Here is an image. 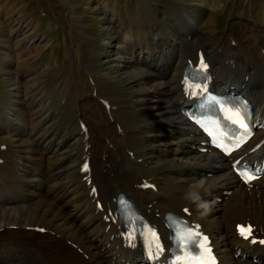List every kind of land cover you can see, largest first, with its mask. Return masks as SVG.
<instances>
[{
  "label": "bare ground",
  "instance_id": "1",
  "mask_svg": "<svg viewBox=\"0 0 264 264\" xmlns=\"http://www.w3.org/2000/svg\"><path fill=\"white\" fill-rule=\"evenodd\" d=\"M170 2L165 3L167 10L156 13L165 21V12L179 6L178 22L186 32L168 41L172 47L189 45L185 59L177 53L165 57L166 36L150 41L147 32L153 30L146 24L152 17L141 19L138 26L133 22L136 32L116 8L106 11L114 35L105 64L113 63L117 73L128 72L135 84L141 82L145 90L140 108L98 79L97 97L85 102L79 85L60 73L61 64L54 65V91L64 98L60 106L65 114V132L55 137L51 113L40 112L50 98L32 100L12 89L18 92L14 106L24 103L25 113L0 108V131L19 142L16 149L11 144L0 147V263L135 264L142 250L128 245L116 212L117 195L125 193L165 238L170 237L165 216L172 211L210 234L222 264H264V244L242 239L236 227L250 222L255 236L264 233V175L244 184L232 163L238 156L257 164L264 160V142L253 149L264 138V24L254 19L231 22L220 44L231 41L255 57L249 63L226 64L232 60L229 53L221 65L216 47L200 32L198 23L207 12L204 2L197 0L195 13L185 11L177 0ZM73 23L84 38V24L77 16ZM85 42L82 57L93 63L98 55ZM199 51L210 61L212 85L248 95L258 124L263 123L239 155L226 157L209 147L208 138L185 115L184 71L196 64ZM86 159L87 171L82 167ZM120 174L123 183L116 184ZM33 218L42 224L30 223Z\"/></svg>",
  "mask_w": 264,
  "mask_h": 264
},
{
  "label": "rangeland",
  "instance_id": "2",
  "mask_svg": "<svg viewBox=\"0 0 264 264\" xmlns=\"http://www.w3.org/2000/svg\"><path fill=\"white\" fill-rule=\"evenodd\" d=\"M177 1L185 6V11L195 13L192 7L197 4V0ZM198 1L204 2L207 7V12L198 23L201 27L200 32L209 43L212 42L216 47L221 65H225V59L229 53H233L231 55L233 63L230 60L226 64H242L254 60L255 56L251 52L241 49L237 45L233 46L231 41L220 43L231 22L254 19L257 24L263 25L264 0H209L212 2L210 4L204 0ZM127 3H129V7L120 6V4L127 6ZM165 3L171 2L170 0H154V2L150 0H0V93H2L0 108L6 109V112L7 109L12 108L25 113L24 103L20 107L14 106L18 92H13L12 89L20 90L22 93L19 95L32 100L38 97L50 98L47 100L48 105H45L40 112L48 110L46 113L48 116L51 113L53 122H55L52 126L58 130L55 132V137L63 134L65 132L63 121L65 114L61 111L60 102L64 98L63 96L57 98L53 83L55 80L54 65L57 64L62 65L60 72L62 75L70 76L72 81L79 85L81 91H78V94L83 101L90 102L92 98L97 97L95 79H98L106 84L111 91L120 94V98L123 97L140 108L142 105L139 104V101H142V92L145 90L141 86V82L135 84L132 75H128V72L119 74L116 72L115 64H105V53L111 45L109 37L114 35L112 32L114 27L106 11L116 8L127 27L136 32L138 31L136 27L141 19L145 21L152 17V22L146 24V27L153 30V32H147L150 41H154V36H166L165 57L169 53L175 55L177 53L180 58L185 59L186 54L190 51L189 45L184 48L182 43H178L172 47V43L168 41V39H174L175 36L182 35L183 37L186 32L181 22H178L180 8L172 5L173 9L169 11V14L165 12L166 19L162 21L156 11L163 8L167 10L168 5ZM211 4L212 10L209 8ZM152 11L155 13L153 16ZM75 16L79 18L80 23L86 26L82 25L84 38L79 36L77 27L74 26ZM133 22H137V26ZM197 29L199 30V27ZM202 35H199L198 38L207 42ZM84 42L93 45L98 55L94 58L95 62L93 63L87 62L82 57L86 55L83 51ZM220 46H224V49L219 48ZM181 63L182 60L180 65ZM89 69L95 74L91 75L92 71L90 72ZM14 78H17L15 80L18 88L12 87ZM25 108L28 110L27 107ZM17 143L19 142L13 143L9 135L0 131V147H3L4 144H11L15 148ZM124 147L121 149L123 152H125ZM115 181L116 184L123 183L121 174ZM21 214L22 219L27 217L23 212ZM36 219H30V223L42 224L40 220ZM3 255L4 253H0V257Z\"/></svg>",
  "mask_w": 264,
  "mask_h": 264
}]
</instances>
